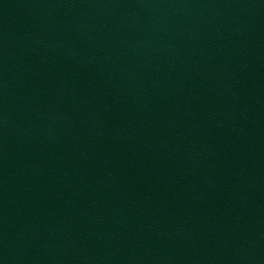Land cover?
<instances>
[{"label": "water", "instance_id": "95a60500", "mask_svg": "<svg viewBox=\"0 0 264 264\" xmlns=\"http://www.w3.org/2000/svg\"><path fill=\"white\" fill-rule=\"evenodd\" d=\"M0 264H264V0H0Z\"/></svg>", "mask_w": 264, "mask_h": 264}]
</instances>
